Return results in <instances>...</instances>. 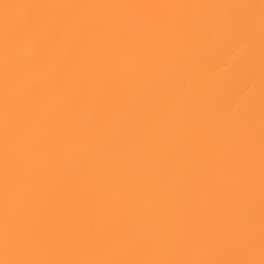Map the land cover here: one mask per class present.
<instances>
[{"label": "bare ground", "instance_id": "bare-ground-1", "mask_svg": "<svg viewBox=\"0 0 264 264\" xmlns=\"http://www.w3.org/2000/svg\"><path fill=\"white\" fill-rule=\"evenodd\" d=\"M0 264H264V0H0Z\"/></svg>", "mask_w": 264, "mask_h": 264}]
</instances>
